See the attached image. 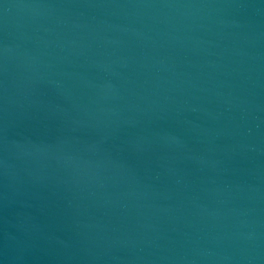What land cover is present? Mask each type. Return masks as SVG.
<instances>
[{
    "label": "water",
    "instance_id": "obj_1",
    "mask_svg": "<svg viewBox=\"0 0 264 264\" xmlns=\"http://www.w3.org/2000/svg\"><path fill=\"white\" fill-rule=\"evenodd\" d=\"M0 264H264V0H0Z\"/></svg>",
    "mask_w": 264,
    "mask_h": 264
}]
</instances>
